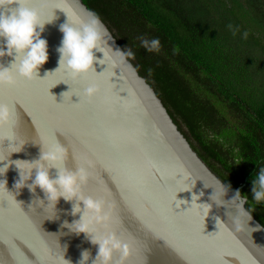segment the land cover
<instances>
[{"label": "water", "instance_id": "obj_1", "mask_svg": "<svg viewBox=\"0 0 264 264\" xmlns=\"http://www.w3.org/2000/svg\"><path fill=\"white\" fill-rule=\"evenodd\" d=\"M41 2L32 0L34 6ZM48 2L61 9L53 10L55 18L42 34L50 56L40 70L41 78L18 77L14 85H0V102L9 104L15 117L12 125L0 127V156L7 158L0 167L8 164L0 175L8 188L0 191V264H80L84 251L90 254L86 264H92L97 255L98 245L86 234L62 226L65 220L80 217V213L71 215L73 202L61 198L56 217L50 218L44 211L48 201L44 206L35 202L44 196L39 188L32 193L14 186L19 179L14 162L39 159L43 146L50 145L43 130L53 127L63 133L55 143L69 148V166L91 162L84 192L105 197L112 212V220L100 224L106 227L96 225V230L115 231L131 245L126 264H264V226L246 208V198L237 194V202L244 201L252 220L237 228L234 204L217 205L210 200L213 189L205 187L222 180L192 148L102 20L114 42L110 41L113 48H105L106 56L96 51L95 70L74 81L65 68H58L60 25L74 12L93 11L82 0ZM108 56L119 63L113 66ZM0 62L10 65L12 57ZM89 83L101 86L91 102L83 96ZM13 131L27 142L20 152L11 153L8 146L14 142L3 139ZM51 171L55 175L56 169ZM0 183L6 188V182ZM237 191L230 189L223 199L230 201ZM197 203L212 205L207 217ZM119 258V253L114 254V264Z\"/></svg>", "mask_w": 264, "mask_h": 264}, {"label": "trees", "instance_id": "obj_2", "mask_svg": "<svg viewBox=\"0 0 264 264\" xmlns=\"http://www.w3.org/2000/svg\"><path fill=\"white\" fill-rule=\"evenodd\" d=\"M82 2L119 32L129 29L136 50L128 58L200 158L239 188L264 226V201L252 195L264 167V0ZM141 36L158 37L160 51L148 52Z\"/></svg>", "mask_w": 264, "mask_h": 264}, {"label": "clouds", "instance_id": "obj_3", "mask_svg": "<svg viewBox=\"0 0 264 264\" xmlns=\"http://www.w3.org/2000/svg\"><path fill=\"white\" fill-rule=\"evenodd\" d=\"M56 8L60 6L54 7L48 0H42L38 6H34L32 0H0V60L6 56L12 57L10 65L0 62V85H14L18 77L28 81L41 78L40 70L50 56L48 40L43 38L42 34L45 32L46 25L54 20L53 10ZM232 27L229 25V28ZM60 31L63 36L56 49L59 54L58 68H65L74 81L80 80L95 69L94 63L98 59L96 51L102 52L104 57L107 55L105 48H113L110 41L114 42V38L99 16L91 11L86 15L74 12L71 18L68 15V22L60 25ZM244 36L247 37V32ZM139 39L148 52L160 51L161 42L158 37L149 39L141 36ZM126 55L132 56L133 53L129 49ZM123 58L122 55L120 60ZM108 60L113 66L119 63V60L112 56H108ZM100 92L101 86L98 83H89L83 89V96L91 102ZM14 120L10 105L0 102V127L12 125ZM5 138L14 142L8 146L11 153L20 152L27 143L15 131L3 139ZM6 159L0 156V161ZM69 159V148L64 143L57 142L50 144L47 148L43 146L39 159L31 162L16 160L14 163L19 169V179L14 185L15 188L20 190L27 187L32 193H36L39 188L44 196L42 199L38 197L35 202L44 206V201H48L44 211L50 214V218L56 217V206L61 198L67 202H73L71 215L75 217L80 213V217L72 222L65 220L62 226L67 227L71 233L86 234L92 244L98 245L97 255L92 264H114L116 253L120 254V258L115 261V264H126L127 258L131 255V245L115 231L98 232L96 230V225L107 224L112 220V212L111 206H106L103 198H95L84 192V186L88 183L90 176L91 162L85 161L84 164L73 168L69 166ZM53 168L56 169L55 175L51 171ZM7 169L8 164L0 167V175L6 173ZM0 181L6 182V188L5 183H0V191H8L6 179ZM252 183L253 199L257 202L264 201V167L260 168ZM205 187L213 189L210 200L217 205L226 202L234 204L233 222L237 228L247 226L252 220V216L243 206L244 201L237 202L239 191L230 201H226L223 197L230 190V185L217 180L214 184ZM197 205L207 217L212 205L210 203H197ZM89 255L88 251H84L80 264H86Z\"/></svg>", "mask_w": 264, "mask_h": 264}, {"label": "rangeland", "instance_id": "obj_4", "mask_svg": "<svg viewBox=\"0 0 264 264\" xmlns=\"http://www.w3.org/2000/svg\"><path fill=\"white\" fill-rule=\"evenodd\" d=\"M105 18V17H104ZM105 24L106 26L109 28V30L111 31V33L113 34V36L116 38V40L118 41V43L121 45V47L123 48V50L125 51V53H127V51L130 49L132 53H135L136 47H133V43L131 41L128 40V34H129V29H126L124 31L119 32L115 26V24H112L110 21H108V19L105 18ZM108 24V25H107ZM122 26V25H121ZM124 28V26H122ZM122 29V28H121ZM124 36V37H123ZM134 58V54L132 56H129ZM181 132L185 133L186 129L185 127L182 126L181 128ZM185 136V135H184Z\"/></svg>", "mask_w": 264, "mask_h": 264}, {"label": "snow or ice", "instance_id": "obj_5", "mask_svg": "<svg viewBox=\"0 0 264 264\" xmlns=\"http://www.w3.org/2000/svg\"><path fill=\"white\" fill-rule=\"evenodd\" d=\"M94 70H95V69H94ZM61 81H64L65 83H67L66 80H61ZM61 81H59V82H61ZM59 82H58V83H59ZM77 104H78V103H77ZM43 132L46 133V135H47V137H48V142H49V144H53V143H55L56 140H57L58 138H60V137L63 135L62 131H61L59 128H55V127H53V129L50 130V131H48V132H45L44 130H43ZM76 151H77L76 146H75V144H73L72 154L75 155V154H76ZM105 192H106L107 195H110V194H111V190H110V189L105 188ZM102 198L106 201V203H109V204H110V201L106 200L105 197L102 196ZM7 201H8V206H7V207H9L10 204H11V201H10V200H7ZM175 206H176L177 208L179 207V206L177 205V203L175 204ZM7 207H6V208H7ZM188 210H189V209H188ZM98 225H99L100 227H106V225H100V224H98Z\"/></svg>", "mask_w": 264, "mask_h": 264}]
</instances>
